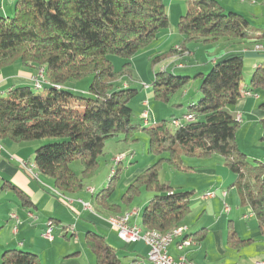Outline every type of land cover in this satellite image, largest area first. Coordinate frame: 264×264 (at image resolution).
I'll return each mask as SVG.
<instances>
[{"label":"trees","instance_id":"obj_1","mask_svg":"<svg viewBox=\"0 0 264 264\" xmlns=\"http://www.w3.org/2000/svg\"><path fill=\"white\" fill-rule=\"evenodd\" d=\"M185 2L186 11L176 24L182 37L177 46L180 50L172 46L151 55L152 65L183 55L189 42L224 39L264 43V28L252 27L243 15L225 10L218 0ZM168 26L164 0H14L12 16L0 18V68L19 62L32 69L33 77L42 69L45 83L11 86L7 95L0 97V141L58 139L36 146L34 166L38 173L52 179L56 190L75 194L97 170L108 138L122 134L128 141L136 132H146L149 152L166 153L168 157H160L138 174L126 186L120 203L108 200L110 186L97 193L94 200L101 210L118 216L127 212L142 189L146 190L152 197L141 212L142 228L161 234L183 225L193 195L159 179L162 163L167 161L172 167L187 170L182 165L184 156L220 155L235 176L232 187L238 192L239 205L250 207L264 236V162L248 161L238 148L235 136L240 121L226 109L247 92L264 89V62L253 69L248 84L243 82L241 54L222 57L207 73L195 72L193 76L177 75L168 69L155 71L150 85L153 96L165 103L191 79H200V98L198 95L197 102H191L182 116L190 114L193 119H179L178 126L172 125V120L178 118L154 125L142 119L141 123H133L128 102L137 89L118 81L124 75L132 77L129 59ZM108 55L126 60L121 70L115 71ZM87 76L92 77L87 96L75 95L65 87L68 81ZM41 87L46 92L35 91ZM258 108L264 110V101ZM257 123L264 129V118ZM260 139L264 141V134ZM74 160L82 164L81 177L69 167ZM2 187L13 190L23 204L28 203L15 185L3 181ZM204 236L205 230L201 229L192 239L202 241ZM250 241L239 238L232 227L228 229L226 242L230 248L240 249ZM85 242L96 264H120L115 250L99 234L87 232ZM0 264L40 261L33 252L9 248L2 251Z\"/></svg>","mask_w":264,"mask_h":264},{"label":"crops","instance_id":"obj_2","mask_svg":"<svg viewBox=\"0 0 264 264\" xmlns=\"http://www.w3.org/2000/svg\"><path fill=\"white\" fill-rule=\"evenodd\" d=\"M227 1H229L228 4L221 3L225 10L243 15L252 27L258 26L261 28L264 25V0ZM233 1H235L234 4H232ZM164 4L171 27L163 31L164 41L159 44L161 47L171 44V39L175 34L174 26L186 7L185 0H164ZM13 10L14 0H0V18L12 15ZM177 45L178 43H175L173 46ZM223 45L224 51L213 56L209 60V65L230 54L246 55L253 69L263 63L264 54L255 53L251 42L224 40ZM189 52L188 57H195V53L190 50ZM194 59L190 70L202 73L207 70V64L202 66L196 58ZM164 62L158 64L163 67ZM12 67L0 68V92L9 90L11 86L32 84L34 75L32 69L24 66L22 69L13 72ZM169 67L182 69L184 65L174 63L166 69ZM148 72L150 77V70ZM132 78L137 81L140 76L133 73ZM260 100L264 101V91L255 90L252 95L242 96L232 106L233 114L229 112L234 117L239 116L240 122L248 121V124L249 122L257 124L259 119L264 118V110L258 108ZM144 102L148 106L149 98L141 102L142 106H144ZM153 121H156L155 116ZM0 145L3 149L0 156V180L3 179V181L18 187L28 200V203L23 204L15 198L14 204L9 202L7 207H0V225L2 226L0 231L4 230L0 234V256L5 249L15 248L35 253L40 264H96L95 256L85 242L86 233L94 232L102 236L104 242L115 250L120 264H152L147 259V247L144 243L140 241L136 243L121 241L116 231L104 221L110 216H114L113 214L102 210L107 214V216H104L90 204H87V207L92 212L85 210L80 201L87 202L89 197L94 195V187L72 194L73 196L66 194L70 195L73 200V202L70 201L72 203L68 204L61 200L65 194L54 188L51 178L38 173L34 164L26 162L27 165L34 166L33 173L36 174V177L18 165V161H24L19 143L3 145L0 141ZM30 145L36 148L38 143ZM125 159L131 161V157H128L127 154H124L123 160ZM255 160L260 161V159ZM197 162H191L197 169L192 168H194L193 172L196 170L197 173H201V178L196 182L199 185H186L183 189L192 191L193 195L190 199L191 213L185 217L182 222L183 225L180 226L186 227L185 237H188V239H192V235L201 229L205 230V236L202 241L193 240L192 244L181 249L178 248L180 239H174L168 247V254L175 259L184 257L192 264L264 263V236L261 235L258 229L257 220L250 207L239 205L238 192L232 187L234 174L224 166L223 158L215 154L208 159ZM143 170L137 169V171L131 173L127 178L126 185ZM169 183L173 184L172 182ZM178 186L183 188V185ZM208 192H212L213 196L205 199L201 198ZM225 206L228 208L227 211L224 210ZM126 210L127 212L131 211L130 207ZM132 210H136V214L131 218V223L143 229L140 209ZM28 212L35 215V218H33L36 219L35 221H32L33 219L28 216ZM10 214H15L16 218H10ZM95 218L102 223H96ZM50 220L54 221L55 226L51 241L43 236L46 223ZM15 222H17L16 230L14 229ZM230 227L233 228L239 238L250 239L249 244L240 249L230 248L226 242ZM7 232H9L8 235ZM71 236L73 244L69 241Z\"/></svg>","mask_w":264,"mask_h":264},{"label":"rangeland","instance_id":"obj_3","mask_svg":"<svg viewBox=\"0 0 264 264\" xmlns=\"http://www.w3.org/2000/svg\"><path fill=\"white\" fill-rule=\"evenodd\" d=\"M218 1L222 4H226L227 2H229L227 0H218ZM234 3L235 1H233L232 4ZM185 11H186V7H185L184 12H182L181 15H183ZM257 17L261 18V16L259 15H257ZM170 25L171 24L169 23V26L167 29L171 27ZM253 27L260 28L258 26H253ZM261 28H264V25ZM174 32L175 34L173 36V39H171L170 45L166 47H161L159 45L161 42L164 41V38L162 37L163 36L162 34L164 33L160 32L157 38L149 46H147L143 50H140L139 52L134 54L129 59V62L132 68V75L134 73L136 76H140V78H138L137 81H135L132 77H128L127 75H124L123 78L118 81L119 84L121 85L127 84L129 87L137 89V93L128 102V105L132 109L133 123H141V119H142L141 114L144 109H147L150 113L149 125H154L155 123L161 122L163 120H170L172 118H178L184 122V118L182 116L187 112L188 105L191 102L192 103L197 102V95H199L197 89L200 83V79L198 78L191 79L184 88L178 90L175 93V95L171 98L169 102L165 103V102L156 100L153 96V92H152L150 85L154 78L155 71L165 70L168 66L173 65L174 63L175 64L182 63L184 65V68L182 69H176L173 67L171 68L169 67L168 69L170 71L175 72L177 75L193 76L195 72L190 70V67L194 63V60H195L194 58H196L198 63H200L202 66H204V64H207L206 65L207 70L206 71L204 70L203 72V73H207L212 66V65H209V60L216 54L224 51V45H223L224 39H219L216 42H209V43L189 42L187 44L188 50H186L183 55H176V56H173L174 59L168 58L164 60L165 62L162 61L164 62L163 67H161L160 64L152 65L150 61L151 55H154L155 53H158V52L167 51L175 43L180 42L182 37L181 35L178 34L176 30V25L174 26ZM177 46L175 47L178 50H180V48ZM189 50L195 53V57H188V54H190ZM254 52L257 54H261V55L264 54L262 52H256V51ZM107 58L112 63L115 71L121 70L123 63L126 61L122 57L116 56V55H108ZM263 62H264V59H263ZM11 66H13L12 67L13 72H15L16 70L18 71L20 70V68L22 69V67H24V65H22L19 62ZM180 67H181V64H180ZM149 70L151 74L150 77H149V72H148ZM252 71H253V68L251 66L250 60H248L247 56L243 54V79H244L243 81L246 84L249 83V78H250ZM91 80H92L91 76H87L81 80H71L65 84V87L69 88L72 91V93H74L75 95L84 97V96H87V93H88L87 90L91 83ZM7 91L8 90H3L2 92H0V97H5L7 95ZM35 91L43 93V92H46V89H44V87H41L40 89H35ZM258 91L261 92V91H264V89L259 88ZM148 98H149V105L146 107L142 106L141 102L144 99H148ZM199 98H200V95H199ZM180 101L181 103H179ZM260 102L261 100L259 101V103ZM226 109H228L232 114L234 113L232 110V106H227ZM154 116L156 117V121H153ZM142 122H143V119H142ZM247 122L248 121L240 122V126L235 136L237 146L247 156L248 161L253 162L255 161V159H260V161L264 162V141L260 139L261 136L263 135L262 133L264 132V129H262L258 125V123L253 124L249 122L248 124ZM124 137H125L124 135L119 134L118 136L108 138L105 141L104 151H103V154L99 157V160H98L99 166L97 170L95 171V173L93 174L91 178L85 179L83 181V188L81 192L85 191L86 189L90 187H94L95 191H94V195L89 197L90 200L88 199L87 202L80 201V203L82 204V206L83 204H90L96 211L99 210V212L104 216H107V214H105L106 212H103L102 210H100V208L98 207L97 203L94 200V196L97 193L107 188V186H110L111 192L109 194L108 200L111 203H120L121 197L126 190L127 178L131 175V173H134L135 171H137V169H141V170L145 169L151 164H154L160 157H163V158L168 157V154L166 153L162 155H154L149 152L148 150L149 136L144 131L136 132L135 135L128 141L125 140ZM57 140L58 139L56 138H51V139L46 138L42 140L27 141V142L19 143L22 148L21 155L23 156L24 161L28 162L29 164H34L33 153H34L35 148L31 147L30 144L38 143L39 145L40 143H52ZM1 143L3 145L9 144V143L15 144L9 140L1 141ZM122 153L127 154L128 157H131V161L128 159L123 160L122 158H124V154ZM121 156H122L121 158L122 160L120 159V161H116V159L120 158ZM209 157H202V158L191 157V156L182 157V165L187 167V170L177 169L175 167L170 166L167 161L166 162L164 161L159 168L158 177L161 181L172 182L173 183L171 184L172 188L178 189V190L185 189L184 187L186 185H199V184H196V182H198L199 178H201V173H197L196 170L195 172H193L194 171L193 169L195 168V166H193L191 162L198 163L197 161L208 159ZM190 160H195V161H190ZM69 167L75 172V174L78 177L82 176V164L80 161L78 160L72 161L69 164ZM2 182H3V179L0 180V205H1L0 207L1 208L7 207V205H9V202L11 204H14L16 199L21 202V199L18 197V195L13 190L8 189V188H2ZM178 185H183V188H180ZM71 196L73 195L71 194ZM71 196L65 194L63 195L62 199L61 198L60 199L69 204L73 202ZM151 197H152L151 193L142 189L140 194L133 200L132 204L130 205L131 211L132 209L139 208L140 211L142 212L144 207L149 203ZM71 200L72 202H70ZM35 220L36 219H33L32 221H35ZM95 220H97L96 223H102L100 220L98 221L97 218H95ZM47 223L53 224L54 221L50 220ZM14 228L15 230L17 229V222H15ZM1 232H4V230L0 231V234H2ZM8 234L9 232H7V235ZM69 239H71L69 240L70 243L73 244L72 236L69 237ZM62 240L64 241V239ZM10 249H14V248H10ZM24 251H27V250H24Z\"/></svg>","mask_w":264,"mask_h":264},{"label":"built area","instance_id":"obj_4","mask_svg":"<svg viewBox=\"0 0 264 264\" xmlns=\"http://www.w3.org/2000/svg\"><path fill=\"white\" fill-rule=\"evenodd\" d=\"M258 52H262L264 53V51H258ZM32 82L36 83L37 85H42L41 83V76L40 75H36L34 77H32ZM252 95L251 92H247V96ZM144 106H147V103L144 102L143 103ZM141 118L143 120H146L149 118V111L147 109H144L142 114H141ZM238 121H240V117L237 116L235 117ZM184 119L186 121H190L193 119L192 115L188 114L186 116H184ZM180 120L179 119H175L172 120V125L174 126H178L180 125ZM3 149H0V156L2 154ZM122 157L117 158V160H120ZM18 165L24 169L27 172V165L25 161H18ZM91 190V189H90ZM213 196L212 192H209V195L207 197H201L203 199L205 198H210ZM83 207L87 210V204H83ZM224 210L227 211L228 208L227 206L224 207ZM90 212H92L91 210H89ZM136 212V210H135ZM28 216L30 218H35V216L31 213L28 212ZM135 216V213L132 217ZM126 218V220H122V221H114L113 219H105L104 221L112 228L116 231V234L118 236V238L125 242V243H136V242H142L145 244V246L147 247V256L150 258L151 262L153 264H190L189 261L187 259L185 260H172L170 259V257L166 256V248L169 247V242L170 239H177L179 238V233L182 232H177L174 233L172 236L167 237V239H161V240H154V238H147L145 237V235H141L139 234V232L137 231V227L136 224L131 223V218ZM10 218H16L15 214H10ZM15 229V228H14ZM53 229L54 226L53 225H46L44 232H43V236L48 239V240H52L53 239ZM193 243V239L191 240H186V245H190ZM264 264V263H261Z\"/></svg>","mask_w":264,"mask_h":264},{"label":"bare ground","instance_id":"obj_5","mask_svg":"<svg viewBox=\"0 0 264 264\" xmlns=\"http://www.w3.org/2000/svg\"><path fill=\"white\" fill-rule=\"evenodd\" d=\"M253 50L256 51V52L264 51V43H256V44H254ZM37 75L41 76V83L42 84L45 83L44 73H43L42 69H40L38 71ZM34 84H35V86H40V85H37L36 83H34ZM144 122L148 123L149 122V118L144 120ZM0 149H1V145H0ZM117 161H120V160H117ZM26 165H27V163H26ZM27 171L32 176L36 177V174L33 173V171H34V166L33 165H27ZM208 195H209V192L206 193L204 195V197H206ZM134 213L136 214L135 210H132V211L125 212V213H123L121 215H118V216H110L108 219H113L114 221H122V220H126V218L132 217L134 215ZM46 225H53V224L52 223H47ZM136 227H137V231L139 232V234L145 235V237H147V238H154V240L167 239V237L172 236L174 233L182 232V233H179V238L181 239V241L178 242V248H180V249L183 247V245L186 244V240H191V239H188V237H184L185 232H187L186 231V227H181L180 226V227L175 228L171 232H168V233H165V234H161L160 232H158L156 230H143L137 225H136ZM173 240L174 239H170L169 245L173 242ZM166 256L170 257V259H172V260H185L184 257H179L177 259L172 258L168 254V247L166 248ZM147 259L151 262V260H150V258L148 256H147ZM190 264H192V263H190Z\"/></svg>","mask_w":264,"mask_h":264}]
</instances>
